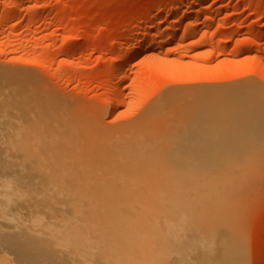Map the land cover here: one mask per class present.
<instances>
[{"label": "bare ground", "instance_id": "obj_1", "mask_svg": "<svg viewBox=\"0 0 264 264\" xmlns=\"http://www.w3.org/2000/svg\"><path fill=\"white\" fill-rule=\"evenodd\" d=\"M144 35L112 70L113 105ZM1 68L0 263L249 264L240 211L264 161V89L166 91L107 128Z\"/></svg>", "mask_w": 264, "mask_h": 264}, {"label": "rangeland", "instance_id": "obj_2", "mask_svg": "<svg viewBox=\"0 0 264 264\" xmlns=\"http://www.w3.org/2000/svg\"><path fill=\"white\" fill-rule=\"evenodd\" d=\"M176 29L177 36L166 41L163 35ZM146 33L157 46L150 44L126 65L123 100L113 105L112 70ZM0 67L31 76L80 114L117 128L137 119L166 91L254 84L264 89V0H0ZM233 150L228 156L252 164L247 151ZM252 166L255 180L240 219L249 264H259L264 260V161Z\"/></svg>", "mask_w": 264, "mask_h": 264}]
</instances>
